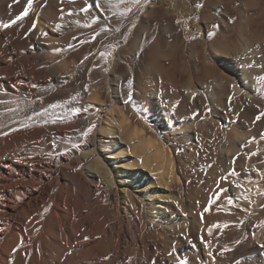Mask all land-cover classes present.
<instances>
[{"label": "bare ground", "instance_id": "6f19581e", "mask_svg": "<svg viewBox=\"0 0 264 264\" xmlns=\"http://www.w3.org/2000/svg\"><path fill=\"white\" fill-rule=\"evenodd\" d=\"M155 1L126 18L140 13L123 51L130 72L141 53L131 101L118 85L103 101L89 84L47 122L30 112L63 104L79 74L70 39L98 14L109 21V0L30 10L0 29V100L16 102L0 104V264H264V0H199L198 40L164 23ZM223 221L235 235L225 252L212 246Z\"/></svg>", "mask_w": 264, "mask_h": 264}, {"label": "rangeland", "instance_id": "374dc122", "mask_svg": "<svg viewBox=\"0 0 264 264\" xmlns=\"http://www.w3.org/2000/svg\"><path fill=\"white\" fill-rule=\"evenodd\" d=\"M236 1L238 3L240 2L239 5H241V0ZM91 2L92 0H33V4L29 9V12L31 10L33 15H36V13H39V11L41 12V10L42 12L55 13L57 15H60L61 12L65 14L71 12L73 14V11L70 9L71 7L66 8L67 4H71L76 8H82L86 5H90ZM112 2V5L106 3V7L102 12H100L108 13L110 16L109 21H102L100 14H98V16L93 17L89 22H84V24L83 22L80 23V25H82V27L85 29L84 34L75 36L70 39L69 45H71V47H68L69 51H76L78 53L77 60L79 66V74L76 83L70 86L71 90L63 92V103L66 100L70 103L72 96H77V99L79 100H84L85 98H87L89 96V90L87 88L89 84L97 88L96 90L99 92V95L102 97L101 99L103 101L108 99L109 95L112 96L113 85H118L125 102L128 101L129 94H132V90L130 91V89L133 87V85L134 89H137L139 86L140 73L142 69V64H140L141 62H139L141 53L136 50L132 54L134 58V68L133 72H130L127 63L125 62L127 60V56L123 55V51L124 48L128 50L131 48L129 42L133 41L135 35L137 34L138 19L140 17V13L134 15L131 21H128L126 19L127 16L121 17L118 15V12L122 11L126 7L134 8L133 5L130 2H126L125 4L120 5L117 9L115 7L117 0H113ZM151 2H153V0H147L146 5H150ZM154 4L158 8V11L164 14V23H168L170 21L174 25L183 27V29L186 30L185 36L189 38L188 40H198L202 36H204L205 24L202 19V6L196 7L197 4L200 5L199 0H197L195 3L193 2V0H156ZM211 5L212 4L210 3L206 6L211 7ZM26 6L27 0H0V16L2 17L3 22L8 23L11 20L15 19L17 15L23 12ZM131 13H133V11ZM93 20H95L96 22L93 23ZM233 21L230 22L228 26H226V33H230V36L234 35V27L238 26V24L236 23V19L235 22ZM117 29H119V31H117ZM94 36L95 39H92V37ZM189 50L190 47L188 48L187 56ZM59 51H61V53L63 52V50L61 49ZM101 53H105L106 55L102 56ZM119 55L122 56L121 60H118ZM85 57H87V59H85ZM93 62H96L95 65H93L96 66L94 68L91 67V64ZM130 81L131 84L129 83ZM136 86L137 88H135ZM134 98L136 107L138 106L137 108L140 111V99L137 93L135 94ZM30 113L34 114V112L32 111ZM151 125L152 128L155 129L157 134L163 135V132L160 130L158 124L152 123ZM84 131H86L85 126H82L76 133V136L74 137L72 143L74 147H80V145H82L84 140V136L82 135V133ZM87 141H89L88 138ZM209 152L213 151H208V153ZM203 156L204 158L208 157L207 151H204ZM209 166L212 167L213 165H202L201 170L204 169L203 171H207L209 169ZM203 180H200L201 182L199 181L200 183L203 182L202 184L198 182L200 186H203ZM261 185L263 184L257 185V191L263 193L264 187ZM223 222V229L221 227L217 228L218 230L215 233L217 234L215 235V238H217L218 242L216 239H213L214 241L212 242V246L214 245L213 249H215L218 245L220 246L221 244V247L225 252L228 251V249L232 246L231 242L233 241L235 235H232L234 234V232H231L232 230H230L233 227V223H230L228 221V223L226 221ZM225 225H227L228 227H225ZM230 237L231 239H228ZM224 248H227V250H225Z\"/></svg>", "mask_w": 264, "mask_h": 264}, {"label": "snow or ice", "instance_id": "6c2138e0", "mask_svg": "<svg viewBox=\"0 0 264 264\" xmlns=\"http://www.w3.org/2000/svg\"><path fill=\"white\" fill-rule=\"evenodd\" d=\"M126 2H130L133 5V7H135L136 5H139L141 3V0H117V3L115 5V7L118 9L120 5L125 4ZM32 4H33V0H27V6L24 8L23 12L20 13L19 15H17V17L15 19L11 20L8 23H0V29H6V28L10 27L11 25L16 24L17 21L23 19L25 16H27V14L29 12V9L31 8ZM109 4L111 5V0H109ZM196 7H201V5L197 4ZM132 10H133L132 7H126L122 11H119L118 12V15L121 16V17L127 16L129 13L132 12ZM81 11L88 12L89 9L87 7H85L83 9H81ZM68 14L69 15H72L71 12H69ZM95 22L96 21L93 20V23H95ZM35 26H36V24H35V21H34L33 24H32V29H35ZM133 26H135V25H133ZM57 28H60V25H57ZM117 31H119V29H117ZM92 39H95V36L92 37ZM69 47H71V45H69ZM57 51H59V50H57ZM101 55L103 56V55H106V54L105 53H101ZM85 59H87V57H85ZM261 79H264V77H261ZM129 83L131 84V81ZM33 87H35V85H33ZM76 99H77V96H72L71 97V100H73V101H75ZM131 99H132L131 94H129L128 100L131 101ZM126 102H128V101H126ZM13 103H16V102L15 101L0 100V104H13ZM68 103H69V101H67V100L64 101L63 104L52 103L48 107L42 108L40 111L34 112V116L37 119L44 118L45 122H47V118L48 117L57 115V113H55L54 111H51V110H55L57 108L64 107ZM174 107H175V105H174ZM8 111L9 112H14V111H16V109L9 107L8 108ZM71 111L72 112H78L80 110L79 109H76V108H72ZM198 115L199 114H194V117L193 118H196ZM262 117H264V112L259 113L255 117V119L256 120H260ZM31 119H32V117L29 116L28 117V120H31ZM22 126L23 127H28L27 124H23ZM94 127H95V125H92L91 127H89L86 131H84L82 133V135L84 137H88V135L91 133V131L93 130ZM252 155H255V153H253ZM253 170L255 171L256 169H253ZM230 175L231 176H237L238 173L235 170H233L230 173ZM249 182H251V181H249ZM237 186H239V185H237ZM262 195H264V193H262ZM208 203L211 205V204L216 203V201L215 200H209ZM227 203L231 205V204H233V200L231 198H229L228 201H227ZM208 210H209L208 208H205L204 209L205 212H207ZM226 226L227 225H225V227ZM211 231L212 230L210 228L209 229V234L210 235H211ZM87 239H88V237H85V240H87ZM225 250H227V249H225ZM13 251L15 252V251H17V249H14Z\"/></svg>", "mask_w": 264, "mask_h": 264}]
</instances>
